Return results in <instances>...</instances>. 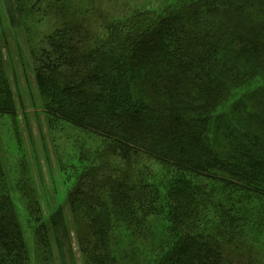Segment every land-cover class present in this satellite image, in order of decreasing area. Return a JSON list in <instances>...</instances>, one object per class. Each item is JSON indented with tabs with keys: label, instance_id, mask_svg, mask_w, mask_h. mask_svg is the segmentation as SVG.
I'll list each match as a JSON object with an SVG mask.
<instances>
[{
	"label": "trees",
	"instance_id": "trees-1",
	"mask_svg": "<svg viewBox=\"0 0 264 264\" xmlns=\"http://www.w3.org/2000/svg\"><path fill=\"white\" fill-rule=\"evenodd\" d=\"M99 18L93 31L64 23L31 52L48 122L93 134L106 145L100 160L125 165L91 168L68 192L82 263L117 264L115 250L125 257L121 229L131 233L129 262L134 243L152 239L158 193L130 170L148 159L176 174L168 183L176 233L171 248L146 263L264 264V85L243 94L230 117L217 113L234 93L264 81V0H192ZM0 115L16 117L1 50ZM2 173L0 165V184ZM24 196L39 222L36 199ZM37 230L43 240L44 225ZM0 264H29L4 187Z\"/></svg>",
	"mask_w": 264,
	"mask_h": 264
},
{
	"label": "rangeland",
	"instance_id": "rangeland-1",
	"mask_svg": "<svg viewBox=\"0 0 264 264\" xmlns=\"http://www.w3.org/2000/svg\"><path fill=\"white\" fill-rule=\"evenodd\" d=\"M183 1L192 0H0L1 57L16 102V117L0 115V187L9 195L29 264H83L67 204L68 192L91 168L107 164V168L125 169L114 158L100 160L106 146L100 138L62 121L48 122L34 83L31 52L64 23L79 21L93 31L99 28V13L110 20L119 19L133 11H157ZM263 85L264 81H260L237 91L217 113L230 117L231 107L243 94ZM130 165L131 171L142 173L141 178L157 190L155 206L160 212L148 220L152 239L134 243L137 254H133V262L126 258L130 254L126 243L131 237L126 229L118 235L120 253H125V257L116 250L115 256L117 264H148L145 259L156 261L158 251L170 249L175 239L168 208V183L174 181L176 174L148 159L139 160L137 165L132 161ZM143 168L149 170L147 176ZM28 191L37 201L39 222L29 217L24 196ZM40 224L46 231L43 240L42 232L37 230ZM157 241L161 245L151 244H158ZM152 245L157 247L155 253L149 252ZM260 245L264 251V240Z\"/></svg>",
	"mask_w": 264,
	"mask_h": 264
}]
</instances>
